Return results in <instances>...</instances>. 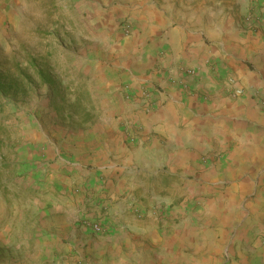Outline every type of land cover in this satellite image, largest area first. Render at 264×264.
I'll return each instance as SVG.
<instances>
[{"label": "rangeland", "instance_id": "rangeland-1", "mask_svg": "<svg viewBox=\"0 0 264 264\" xmlns=\"http://www.w3.org/2000/svg\"><path fill=\"white\" fill-rule=\"evenodd\" d=\"M157 1L166 3L143 0L144 6ZM215 1L192 3L216 8ZM171 2L172 9L166 7L170 18L187 25L184 15L176 13L184 11L188 0ZM134 7L131 2L119 10L116 0H0L5 86L0 91V264H79L87 244L79 241L78 230L107 235L118 228L121 214H131L166 233L193 217L204 199L220 194L177 192L157 178L153 187L167 190L152 193L145 177L139 183L148 187L147 197L133 188L116 193L111 180L119 177L98 159L105 140L102 127L125 135L120 125L129 114L152 108L147 85L132 88L125 81L133 55L143 53L150 40V33L138 32L139 22L130 14ZM124 24H129L128 34ZM254 94L264 106V95ZM143 198V209L133 210L130 204ZM123 199L126 206L115 211ZM83 220L98 222L101 230L92 231ZM194 222L202 227V219ZM243 224L235 223L229 232L226 227L225 248L214 253L213 264H238L242 247L249 253L248 248L264 244V223H252L246 237ZM247 256L253 257L251 252Z\"/></svg>", "mask_w": 264, "mask_h": 264}, {"label": "crops", "instance_id": "crops-1", "mask_svg": "<svg viewBox=\"0 0 264 264\" xmlns=\"http://www.w3.org/2000/svg\"><path fill=\"white\" fill-rule=\"evenodd\" d=\"M161 1L166 3L116 0L119 10L133 2L136 9L130 14L139 22L138 32L150 33L143 53L133 55L125 81L132 88L146 84L152 108L129 114L120 125L125 135L102 127L105 140L98 159L119 177L111 180L116 193L133 188L147 197L148 187L139 183L145 177L152 193L167 190L153 187L157 178L177 192L220 194L203 198L193 217L166 233L131 214H121L118 228L107 235L78 230L79 241L87 244L79 264H213L214 253L225 248L226 227L229 232L244 222L240 230L246 237L252 223H264V106L254 94L264 95V0H216V8L188 0L184 11L176 13L184 15L187 25L168 15L166 7L172 9L174 2ZM250 13L254 29L245 27ZM186 67L199 71L188 80L189 90L179 82ZM228 76L239 81L242 95L229 96L222 83ZM143 200L130 204L133 210H142ZM125 204L124 199L116 203L115 211ZM194 219H202L201 228ZM248 249L252 259L242 247L238 264L264 263V244Z\"/></svg>", "mask_w": 264, "mask_h": 264}, {"label": "built area", "instance_id": "built-area-1", "mask_svg": "<svg viewBox=\"0 0 264 264\" xmlns=\"http://www.w3.org/2000/svg\"><path fill=\"white\" fill-rule=\"evenodd\" d=\"M254 17L253 15L246 14L245 16V21L246 25L245 27L249 29H254L255 22H254ZM129 24H124L122 25V30L124 31L125 34L129 33ZM183 74V78L179 79V82L181 83V86L185 89H188V80H192L193 77H197L199 75V71L195 68L191 67H186L181 70ZM223 86L226 89L227 93L231 97H237L243 94L244 89L240 85L239 81L233 77V76H228L223 80ZM189 90V89H188ZM82 225L91 229L94 232H98L101 230V226L98 222H94L93 220H83Z\"/></svg>", "mask_w": 264, "mask_h": 264}, {"label": "trees", "instance_id": "trees-1", "mask_svg": "<svg viewBox=\"0 0 264 264\" xmlns=\"http://www.w3.org/2000/svg\"><path fill=\"white\" fill-rule=\"evenodd\" d=\"M5 89L4 83L2 82V79L0 77V91H3Z\"/></svg>", "mask_w": 264, "mask_h": 264}]
</instances>
